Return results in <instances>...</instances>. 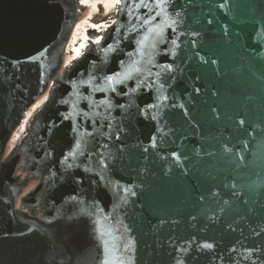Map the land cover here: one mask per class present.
Wrapping results in <instances>:
<instances>
[{
    "label": "water",
    "instance_id": "95a60500",
    "mask_svg": "<svg viewBox=\"0 0 264 264\" xmlns=\"http://www.w3.org/2000/svg\"><path fill=\"white\" fill-rule=\"evenodd\" d=\"M118 1L63 69L72 1L0 0V163L51 88L0 164V264H264V0Z\"/></svg>",
    "mask_w": 264,
    "mask_h": 264
},
{
    "label": "rangeland",
    "instance_id": "374dc122",
    "mask_svg": "<svg viewBox=\"0 0 264 264\" xmlns=\"http://www.w3.org/2000/svg\"><path fill=\"white\" fill-rule=\"evenodd\" d=\"M97 3L105 10L112 9V2L108 0H98ZM100 7L94 9L90 15L81 13L80 18L73 25L69 40L64 50V59L62 63V68L66 69L71 67L75 62H77L85 53L89 44L87 41L93 43L95 41L93 32L101 31L103 26V21L108 17V14L101 12ZM98 10V11H97ZM51 88L46 92V94L40 99L24 116L20 125L14 130L11 138L9 147L17 148L21 144V140L24 137L25 129L27 128L28 121L31 118V113L35 108L44 103L45 99L48 97ZM15 148V149H16Z\"/></svg>",
    "mask_w": 264,
    "mask_h": 264
},
{
    "label": "flooded vegetation",
    "instance_id": "af4514ba",
    "mask_svg": "<svg viewBox=\"0 0 264 264\" xmlns=\"http://www.w3.org/2000/svg\"><path fill=\"white\" fill-rule=\"evenodd\" d=\"M72 4V10H73V18H75V22L78 21L80 18L81 13H85L87 15H90L91 12L100 7V11L108 14V17L103 21V26L101 28V31L93 32L94 34L95 41L91 43L90 41H87L89 44L88 48L86 49V52L90 49L93 51H97V46L101 43L103 36L105 34H110L112 33L113 29L117 26L118 20H119V15H120V3L118 0H108L112 2V9L111 10H105L101 4L97 3L98 0H71ZM104 1V0H102ZM98 11V10H97ZM41 106V105H40ZM38 106L35 108V110L32 111L31 113V118L28 121V124L32 121V117L36 114L38 109L40 108Z\"/></svg>",
    "mask_w": 264,
    "mask_h": 264
},
{
    "label": "bare ground",
    "instance_id": "6f19581e",
    "mask_svg": "<svg viewBox=\"0 0 264 264\" xmlns=\"http://www.w3.org/2000/svg\"><path fill=\"white\" fill-rule=\"evenodd\" d=\"M62 5L63 6H60V7L58 6L59 7L58 8L59 9V11H58L59 15L54 16L50 11H48V13L51 14V16H50L51 18L49 19V18L45 17V21L43 23V29L45 32H48V34H56L57 32L59 34V32L65 28L66 24L70 23V21H73L75 23V18H73L72 7L70 6L69 8H67L65 3ZM61 17H62L61 22H59V19ZM54 22H57V23L54 24ZM36 25H38V24H36ZM56 38L58 39V37H56ZM67 40H69V37ZM58 45H59V43H58ZM66 45H67V43H66ZM66 45H65V47H63L64 50L66 49ZM62 57L64 59V53H63ZM17 70H18L17 73L21 74V69H17ZM22 78H24V81L27 80L31 84V75H29L28 71L26 73H24ZM25 85L26 84L24 83V86ZM4 91L5 90L3 89L1 93H4ZM27 127H28V125H27ZM25 131H26V129H25ZM17 148H18V146H17ZM15 151H16L15 148L9 147L6 151V154L4 155V159L2 160V162L0 164H4V163H6V161H9L10 159L17 157L15 154ZM16 153L19 154L18 152H16Z\"/></svg>",
    "mask_w": 264,
    "mask_h": 264
},
{
    "label": "snow or ice",
    "instance_id": "6c2138e0",
    "mask_svg": "<svg viewBox=\"0 0 264 264\" xmlns=\"http://www.w3.org/2000/svg\"><path fill=\"white\" fill-rule=\"evenodd\" d=\"M160 2L163 3V2H165V0H160ZM145 23H147V21H145ZM173 43H175V42H173ZM108 80L111 81L112 77H108ZM241 123H243V121H241ZM204 247H211V245H204Z\"/></svg>",
    "mask_w": 264,
    "mask_h": 264
}]
</instances>
